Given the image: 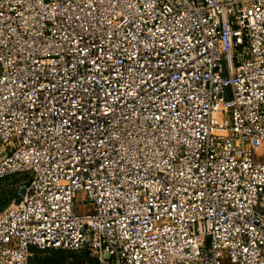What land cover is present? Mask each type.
<instances>
[{"label":"built area","instance_id":"2783aa9c","mask_svg":"<svg viewBox=\"0 0 264 264\" xmlns=\"http://www.w3.org/2000/svg\"><path fill=\"white\" fill-rule=\"evenodd\" d=\"M33 250L264 264V0H0V264Z\"/></svg>","mask_w":264,"mask_h":264},{"label":"rangeland","instance_id":"374dc122","mask_svg":"<svg viewBox=\"0 0 264 264\" xmlns=\"http://www.w3.org/2000/svg\"><path fill=\"white\" fill-rule=\"evenodd\" d=\"M9 180H5L1 185V199L5 206L11 203V192L9 190ZM29 264H96L93 258L84 251H63V250H33ZM229 264V263H225Z\"/></svg>","mask_w":264,"mask_h":264},{"label":"trees","instance_id":"16d2710c","mask_svg":"<svg viewBox=\"0 0 264 264\" xmlns=\"http://www.w3.org/2000/svg\"><path fill=\"white\" fill-rule=\"evenodd\" d=\"M87 255H88V253H86ZM89 256V255H88ZM90 257V256H89ZM94 260V259H93ZM94 262L96 263V264H98L95 260H94Z\"/></svg>","mask_w":264,"mask_h":264}]
</instances>
